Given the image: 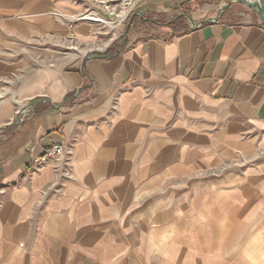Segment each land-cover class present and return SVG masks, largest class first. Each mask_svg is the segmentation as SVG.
<instances>
[{
    "label": "crops",
    "instance_id": "crops-1",
    "mask_svg": "<svg viewBox=\"0 0 264 264\" xmlns=\"http://www.w3.org/2000/svg\"><path fill=\"white\" fill-rule=\"evenodd\" d=\"M129 1L94 50L73 6L0 0V264H264V22Z\"/></svg>",
    "mask_w": 264,
    "mask_h": 264
},
{
    "label": "rangeland",
    "instance_id": "rangeland-1",
    "mask_svg": "<svg viewBox=\"0 0 264 264\" xmlns=\"http://www.w3.org/2000/svg\"><path fill=\"white\" fill-rule=\"evenodd\" d=\"M64 3L73 6L76 10L75 15L82 18V16L90 15L93 17L102 18L105 22L100 21H89V20H78L79 22L88 21L91 28V39L86 44H80L77 46L79 49L85 47L89 49L97 50L103 48L105 45L112 42V40H122V36L126 34L127 24L133 15L134 9L136 10L132 1L129 0H61ZM109 11H113L116 17L112 18ZM122 13H121V12ZM120 15V16H119ZM83 17V18H84ZM109 23V24H108ZM112 25L113 28L108 26ZM150 28L147 27L146 30ZM146 30H142V34L148 33ZM150 33V32H149Z\"/></svg>",
    "mask_w": 264,
    "mask_h": 264
},
{
    "label": "water",
    "instance_id": "water-1",
    "mask_svg": "<svg viewBox=\"0 0 264 264\" xmlns=\"http://www.w3.org/2000/svg\"><path fill=\"white\" fill-rule=\"evenodd\" d=\"M239 3L246 5L249 9L255 12L261 20L264 22V1L263 0H235ZM228 8L227 5L222 6L217 13L215 18H212L211 21H216L221 16L222 12Z\"/></svg>",
    "mask_w": 264,
    "mask_h": 264
},
{
    "label": "built area",
    "instance_id": "built-area-1",
    "mask_svg": "<svg viewBox=\"0 0 264 264\" xmlns=\"http://www.w3.org/2000/svg\"><path fill=\"white\" fill-rule=\"evenodd\" d=\"M21 120V118H18ZM57 159L61 160L65 158V149L61 144H53L46 148L41 159Z\"/></svg>",
    "mask_w": 264,
    "mask_h": 264
},
{
    "label": "bare ground",
    "instance_id": "bare-ground-1",
    "mask_svg": "<svg viewBox=\"0 0 264 264\" xmlns=\"http://www.w3.org/2000/svg\"><path fill=\"white\" fill-rule=\"evenodd\" d=\"M121 12V11H120ZM122 13V12H121ZM108 15H110L112 18H114V17H116V15L115 14H113V11L111 12V11H109V13H107ZM120 16V15H119ZM85 19H90V20H94V21H100V22H105V20L104 19H102V18H98V17H93V16H90V15H86L85 17H84ZM106 23V22H105ZM109 24V23H108Z\"/></svg>",
    "mask_w": 264,
    "mask_h": 264
}]
</instances>
